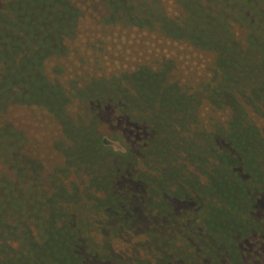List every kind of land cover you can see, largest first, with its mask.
<instances>
[{
    "label": "trees",
    "instance_id": "1",
    "mask_svg": "<svg viewBox=\"0 0 264 264\" xmlns=\"http://www.w3.org/2000/svg\"><path fill=\"white\" fill-rule=\"evenodd\" d=\"M2 1L0 114L29 113L44 143L0 125L39 182L0 152V264H264V56L230 67L257 22L230 18L221 49L188 29L216 1L58 0L43 37L41 0ZM74 120L97 161L70 156Z\"/></svg>",
    "mask_w": 264,
    "mask_h": 264
},
{
    "label": "rangeland",
    "instance_id": "2",
    "mask_svg": "<svg viewBox=\"0 0 264 264\" xmlns=\"http://www.w3.org/2000/svg\"><path fill=\"white\" fill-rule=\"evenodd\" d=\"M199 1H216L220 5H223V10L217 9L216 13L209 11L206 7L197 8L195 7V15L197 20H195L194 24L188 25L189 30H193L197 32L199 37H202L207 42L215 41L214 44L218 45L221 49L229 48V40H227L224 34L225 24L229 21L230 18H243V19H252L257 22V28L254 30V36L256 38L255 47L252 52H248V54L244 55L243 60L234 62L229 53H223L225 64L228 63V60L231 59L230 67L234 68L235 74H245L248 75L251 71H255V67H252L251 64L254 62L258 64L256 61L260 58V56H264V13H258V9L255 7L256 0H199ZM41 5L39 6L41 12L37 15L33 16V24L39 31L37 34L39 36L48 37L55 36L57 31V26L53 27L51 23V15L53 14V8L58 6V0H41ZM130 0H111L112 5H114L117 9H124L127 7ZM171 3L174 5V1L171 0ZM3 1L0 0V7L2 6ZM172 6V5H170ZM28 12H30V7L24 8ZM27 11L21 12L18 14L19 17L25 18L27 16ZM233 57V56H232ZM17 61H12L9 65L10 69L13 68L15 71V64H18ZM234 63L241 64V68ZM26 64V63H25ZM26 71H29L28 64L23 65ZM257 71V72H256ZM256 74L259 77H256L255 82L258 84L255 86V89L262 92L264 85V69L256 70ZM18 80V78H16ZM95 87H90L89 91L93 90ZM44 90V88H43ZM101 90V88H99ZM43 94L47 97H50L53 92L52 90L46 91L44 90ZM95 95V93H93ZM92 103L98 102V97L90 100ZM0 125H9L13 126L18 133L28 134L32 136L36 140H41L42 142L43 135L38 130L41 123H38V119L32 117L29 113H25L23 111H3L0 114ZM42 124L45 126V121L41 120ZM52 125V122L49 121ZM54 124V123H53ZM3 126V125H2ZM73 138L66 142L67 148L70 149V156L75 160H82L85 162H94L97 161L98 158L102 155H99L97 148L95 147L96 142H94L93 138H91V132L89 130L90 125L86 122L79 123L77 120L73 121ZM55 127V125H54ZM57 132V130H56ZM23 146V140L18 137L12 131H0V152L5 154V157L8 161L13 162V166L18 170L26 171V177L29 179L32 184L38 185L37 176L34 175L29 167V161H25L24 165H22V161L19 158L21 154ZM39 173V172H38ZM0 197L3 200H8L10 194L8 192L3 191L0 194ZM35 204L31 203V206Z\"/></svg>",
    "mask_w": 264,
    "mask_h": 264
}]
</instances>
